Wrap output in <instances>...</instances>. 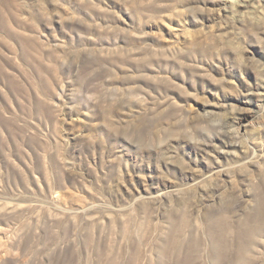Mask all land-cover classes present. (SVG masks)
Instances as JSON below:
<instances>
[{"label":"rangeland","instance_id":"1","mask_svg":"<svg viewBox=\"0 0 264 264\" xmlns=\"http://www.w3.org/2000/svg\"><path fill=\"white\" fill-rule=\"evenodd\" d=\"M263 214L264 0H0V264H210Z\"/></svg>","mask_w":264,"mask_h":264},{"label":"bare ground","instance_id":"2","mask_svg":"<svg viewBox=\"0 0 264 264\" xmlns=\"http://www.w3.org/2000/svg\"><path fill=\"white\" fill-rule=\"evenodd\" d=\"M261 209V208H260ZM259 210V208H258ZM261 213V212H259ZM257 212V214H259ZM264 215V214H263ZM262 215V216H263ZM185 217V216H184ZM189 218V217H188ZM187 217L185 219H188ZM247 219V218H246ZM212 221V222H211ZM210 229L208 232H210L213 235L212 240H210V253H211V260L210 264H254L258 262V258L254 256L255 253V246L258 244L257 238L264 235V226L263 220L258 219V217H249L247 220L240 222L239 224H236L237 226H234L232 222H230L229 217H219L217 219L211 220ZM258 222L257 224H253V222ZM239 222V221H238ZM189 221L185 220L181 227H189ZM264 237V236H263ZM200 238V237H199ZM90 239V237H89ZM88 239V240H89ZM196 240V239H195ZM203 240L200 238V241ZM191 241V240H190ZM178 241H175L177 243ZM195 242V241H194ZM199 243V240L196 241V243ZM99 241H96V252L99 254V258L101 259L107 256V253L103 254L98 250ZM191 241V246H192ZM202 243V241H201ZM194 244L193 248L189 246L188 251H185L187 254L184 255L186 258L184 259L182 256V262H179V258H176L180 256L181 249L176 251V247L182 246V243L176 244V246L173 244V248L175 249V252L173 248H170L171 251H168L169 257L167 260H161L157 261V264H174L175 258L177 259V263L179 264H207L205 261H202L203 255L201 254L200 248L201 244ZM196 245V246H195ZM203 245V244H202ZM184 246V245H183ZM199 246V247H198ZM187 248V247H186ZM195 248V249H194ZM110 250H113L112 247ZM138 250V248H137ZM139 251V250H138ZM100 252V253H99ZM141 253V252H140ZM184 253V252H183ZM193 253L196 254V259L193 257ZM109 254V252H108ZM115 254V253H114ZM139 254V253H137ZM132 254L131 257H129L126 260V264H139V255ZM111 256L113 254H110ZM109 255V257H110ZM119 256H124V254H118ZM104 257V258H105ZM115 259V255L113 256ZM125 257V256H124ZM102 258L101 260H103ZM98 263H100V261ZM105 260V259H104ZM108 260V256H107ZM119 260V259H118ZM181 260V259H180ZM106 261V260H105ZM108 264H118L115 260H108ZM121 260H119L120 263ZM200 261V262H198ZM125 262V261H124ZM198 262V263H197ZM103 262L101 261V264ZM142 263V262H141ZM176 263V262H175ZM97 264V263H96Z\"/></svg>","mask_w":264,"mask_h":264}]
</instances>
